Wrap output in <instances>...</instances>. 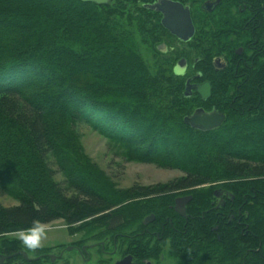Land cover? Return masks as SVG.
I'll return each instance as SVG.
<instances>
[{"label":"trees","instance_id":"trees-1","mask_svg":"<svg viewBox=\"0 0 264 264\" xmlns=\"http://www.w3.org/2000/svg\"><path fill=\"white\" fill-rule=\"evenodd\" d=\"M142 3L135 16L127 0H0V192L17 199L0 204V235L59 218L122 232L153 214L173 236L177 264H264V94L237 97L238 112L251 107L231 121L230 94H184V77L164 62L150 68L137 50L135 37L149 36ZM198 106L223 112L221 125L186 124ZM77 121L121 146L126 159L184 175L114 189L70 158ZM215 188L233 195L224 207L214 208ZM180 194L191 195L186 218L173 208Z\"/></svg>","mask_w":264,"mask_h":264},{"label":"flooded vegetation","instance_id":"flooded-vegetation-1","mask_svg":"<svg viewBox=\"0 0 264 264\" xmlns=\"http://www.w3.org/2000/svg\"><path fill=\"white\" fill-rule=\"evenodd\" d=\"M127 1L137 16L140 0ZM142 1L147 9L145 30L151 40H158L153 53H163L174 73L185 77L183 93L199 95L197 87L208 83L209 94L213 87L230 94V121L235 114L249 112L250 105L241 112L234 105L239 96L246 100L247 94H264V0ZM182 34L190 36L183 39ZM213 194L214 208L224 207L233 198L224 188H215ZM183 196L188 195L175 198ZM143 219V226L126 233L89 230L72 223L65 235L45 237L37 249L25 247L11 233L0 235V264H169L160 252L163 245L169 251L173 236L159 231L154 219L146 224ZM178 230L181 247H185V224Z\"/></svg>","mask_w":264,"mask_h":264},{"label":"rangeland","instance_id":"rangeland-1","mask_svg":"<svg viewBox=\"0 0 264 264\" xmlns=\"http://www.w3.org/2000/svg\"><path fill=\"white\" fill-rule=\"evenodd\" d=\"M135 39L137 50L150 65V68L153 69L162 62L168 65L163 53H153L154 47L158 44L157 38L151 40L149 35L148 37H135ZM72 136L76 142L77 152L76 154L71 153L70 158L72 160L75 159L78 165H81L79 161H85L89 167L100 175L101 179L106 181L109 186L114 189L125 190L135 185H154L184 175V172L178 168L162 167L155 163L126 159L122 151H120V148L123 150L121 146L108 140L84 121H77L74 123L72 126ZM50 167L53 171L55 180L64 188L65 184L59 168L53 163L50 164ZM64 191L69 194L67 189L64 188ZM0 204L5 207L13 206L17 204V199L13 195L0 192ZM80 222H76L78 223L76 226H82ZM40 224L45 229V237L47 238L62 237V235L67 233V229L72 226V224L67 223L66 220L62 218ZM69 225L70 227H68ZM130 229L133 230L132 228ZM123 231H127V229ZM123 231L122 233H126ZM114 232L118 233L121 231H112V233ZM128 232H130V230ZM10 233V236L14 237L18 236L19 232ZM161 254L162 257L164 256V260L169 264H177V257L170 253L164 245L161 248L160 257Z\"/></svg>","mask_w":264,"mask_h":264},{"label":"water","instance_id":"water-1","mask_svg":"<svg viewBox=\"0 0 264 264\" xmlns=\"http://www.w3.org/2000/svg\"><path fill=\"white\" fill-rule=\"evenodd\" d=\"M82 1H92L95 3H102L105 2L106 0H82ZM189 34H182L180 35V37L186 39L190 36ZM177 68L180 69V71L182 70V67H177ZM197 91L200 93L199 95L202 99H206L210 95L208 83H204L202 86L197 87ZM224 118L225 116L224 113L222 112L216 110L205 111L202 108H196L191 114L184 116L183 120L186 124L190 125L193 128L206 131V130L214 129L219 125H221ZM190 199H191V195L175 198L174 206H173L174 210L181 216L186 217L187 216L186 204L190 201ZM153 218L154 215L150 214L143 219V223L146 224L150 222Z\"/></svg>","mask_w":264,"mask_h":264},{"label":"clouds","instance_id":"clouds-1","mask_svg":"<svg viewBox=\"0 0 264 264\" xmlns=\"http://www.w3.org/2000/svg\"><path fill=\"white\" fill-rule=\"evenodd\" d=\"M177 71H180V69H177ZM18 238L25 247L37 249L42 246V240L45 238V229L39 222H34L31 227L20 230Z\"/></svg>","mask_w":264,"mask_h":264}]
</instances>
